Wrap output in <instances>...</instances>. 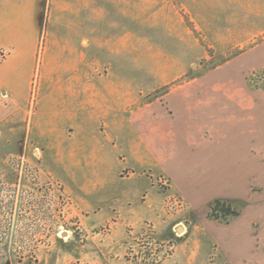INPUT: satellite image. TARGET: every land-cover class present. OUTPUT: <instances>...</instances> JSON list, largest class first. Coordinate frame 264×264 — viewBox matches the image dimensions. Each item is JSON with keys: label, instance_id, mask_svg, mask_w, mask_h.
<instances>
[{"label": "rangeland", "instance_id": "374dc122", "mask_svg": "<svg viewBox=\"0 0 264 264\" xmlns=\"http://www.w3.org/2000/svg\"><path fill=\"white\" fill-rule=\"evenodd\" d=\"M46 8L0 48V264H264V18L137 0L74 65Z\"/></svg>", "mask_w": 264, "mask_h": 264}, {"label": "crops", "instance_id": "0c3cea01", "mask_svg": "<svg viewBox=\"0 0 264 264\" xmlns=\"http://www.w3.org/2000/svg\"><path fill=\"white\" fill-rule=\"evenodd\" d=\"M137 0H47L46 28L52 46L69 49L70 62L80 64L85 53L77 51L86 43V33L101 30L109 8L133 15ZM142 1L143 8L145 1ZM207 16H222L228 24L246 25L247 19L264 18V0H190ZM44 0H0V48L37 46ZM73 58V59H72ZM72 90V89H71ZM73 91V90H72Z\"/></svg>", "mask_w": 264, "mask_h": 264}, {"label": "trees", "instance_id": "16d2710c", "mask_svg": "<svg viewBox=\"0 0 264 264\" xmlns=\"http://www.w3.org/2000/svg\"><path fill=\"white\" fill-rule=\"evenodd\" d=\"M212 211L216 214L217 212L222 214V216H224V220H227L225 222H228L229 219L238 216V213L232 207L226 205L225 203H221L220 201L215 202ZM216 216L219 217L218 215Z\"/></svg>", "mask_w": 264, "mask_h": 264}, {"label": "water", "instance_id": "95a60500", "mask_svg": "<svg viewBox=\"0 0 264 264\" xmlns=\"http://www.w3.org/2000/svg\"><path fill=\"white\" fill-rule=\"evenodd\" d=\"M178 231H181V229H179ZM67 233H65L64 235L66 236Z\"/></svg>", "mask_w": 264, "mask_h": 264}]
</instances>
